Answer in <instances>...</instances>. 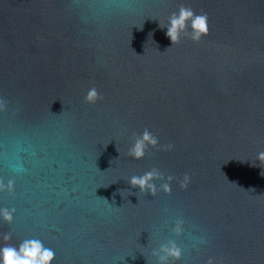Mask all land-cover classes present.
I'll list each match as a JSON object with an SVG mask.
<instances>
[{"label": "water", "instance_id": "water-1", "mask_svg": "<svg viewBox=\"0 0 264 264\" xmlns=\"http://www.w3.org/2000/svg\"><path fill=\"white\" fill-rule=\"evenodd\" d=\"M181 5L208 15L199 42L159 27ZM0 101V248L158 264L173 239L168 264H264V0H0ZM145 128L173 148L130 157ZM153 168L170 192L128 183Z\"/></svg>", "mask_w": 264, "mask_h": 264}, {"label": "clouds", "instance_id": "clouds-1", "mask_svg": "<svg viewBox=\"0 0 264 264\" xmlns=\"http://www.w3.org/2000/svg\"><path fill=\"white\" fill-rule=\"evenodd\" d=\"M159 27L167 28L166 35L171 40L172 45L178 44L182 35L199 42L203 36L209 33L208 15L207 13L196 14L191 7L181 5L178 11L171 13L168 18V23L159 24ZM189 28L191 29L190 32ZM101 98L97 89L92 87L87 91L84 100L94 104ZM4 107V102L0 101V110ZM133 136L134 142L128 149V155L134 159L143 158L149 146L155 148L159 145V137L147 128L142 133H134ZM159 146L163 150H171L173 148L171 144ZM257 159L260 162H264V152L258 153ZM173 179L175 177L171 175L165 177L164 173L160 172L159 169L153 168L144 172L142 175L131 176L128 179V183L132 188L138 187L140 192L154 195L157 191L156 180L163 181L160 184V188L165 192H170V183ZM189 182L190 176L185 173L183 180L180 181V186L182 188L187 187ZM0 191L11 194L14 191V182L9 179L5 183L0 179ZM14 213V208H0V217L9 224L14 219ZM170 230L174 234L180 235L183 232V221L177 220ZM10 237L11 233H8L4 236V239L8 240ZM152 254L157 257L158 264H168L170 258L173 261L179 260L182 255V250L175 240L169 239L166 243H161L158 249H153ZM54 259V250L45 247L42 241L36 238L23 240L18 248L11 245L0 248V264H52ZM208 264H214L212 258H209Z\"/></svg>", "mask_w": 264, "mask_h": 264}]
</instances>
